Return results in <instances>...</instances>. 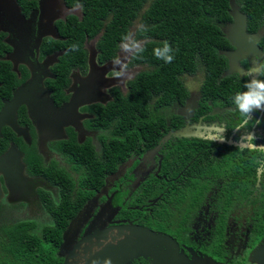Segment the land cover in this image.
Masks as SVG:
<instances>
[{
  "label": "flooded vegetation",
  "instance_id": "af4514ba",
  "mask_svg": "<svg viewBox=\"0 0 264 264\" xmlns=\"http://www.w3.org/2000/svg\"><path fill=\"white\" fill-rule=\"evenodd\" d=\"M236 3L249 43L227 58L220 25L219 76L154 87L138 29L71 55L80 4L0 0V264H264V152L237 146L232 102L264 22Z\"/></svg>",
  "mask_w": 264,
  "mask_h": 264
},
{
  "label": "trees",
  "instance_id": "16d2710c",
  "mask_svg": "<svg viewBox=\"0 0 264 264\" xmlns=\"http://www.w3.org/2000/svg\"><path fill=\"white\" fill-rule=\"evenodd\" d=\"M65 1L80 4L83 13L81 22L73 19L68 26L61 27L62 32L75 38L68 43L75 47L69 52L71 55L79 51L85 33L90 38L103 30L100 43L114 46L127 37L130 28H136L137 38L144 40L141 50L144 61L154 66L146 75L147 84H171L174 77L199 65L207 68L209 76L218 77L222 70L214 65L222 59L217 49L226 45L220 25L231 21L229 0ZM238 1L241 11L248 16V29H255V22H264V0ZM165 42L174 57L170 63L155 55V50L163 49Z\"/></svg>",
  "mask_w": 264,
  "mask_h": 264
},
{
  "label": "clouds",
  "instance_id": "9594fccd",
  "mask_svg": "<svg viewBox=\"0 0 264 264\" xmlns=\"http://www.w3.org/2000/svg\"><path fill=\"white\" fill-rule=\"evenodd\" d=\"M171 51L170 45L165 42L163 49L155 50V55L170 63L174 58L169 54ZM246 75L248 79L243 86L244 90L238 91L232 101L235 111L240 115V122L235 129L240 133L237 146L264 152V144L255 143L258 138L255 129L264 124V116H254L256 112L264 113V59L256 60ZM221 142H228L227 138L225 137ZM105 264H110V261H105Z\"/></svg>",
  "mask_w": 264,
  "mask_h": 264
},
{
  "label": "water",
  "instance_id": "95a60500",
  "mask_svg": "<svg viewBox=\"0 0 264 264\" xmlns=\"http://www.w3.org/2000/svg\"><path fill=\"white\" fill-rule=\"evenodd\" d=\"M229 16L232 19V22L229 27V32L227 34L228 40L233 44V46L237 49L238 52H235L233 54H224L227 58L231 59L232 55H238L240 52L245 49V44H248L249 42H244L245 39V30H246V17L239 11L238 4L236 3V0H229ZM225 31V30H224ZM247 50V49H246ZM246 53V52H244ZM139 234V232H137ZM138 234L133 237H138ZM149 239L151 240H162L160 236L154 237L153 235H150ZM89 237V236H87Z\"/></svg>",
  "mask_w": 264,
  "mask_h": 264
},
{
  "label": "rangeland",
  "instance_id": "374dc122",
  "mask_svg": "<svg viewBox=\"0 0 264 264\" xmlns=\"http://www.w3.org/2000/svg\"><path fill=\"white\" fill-rule=\"evenodd\" d=\"M132 29H135V31H136V28H132Z\"/></svg>",
  "mask_w": 264,
  "mask_h": 264
}]
</instances>
